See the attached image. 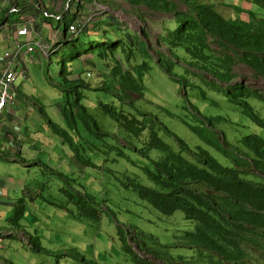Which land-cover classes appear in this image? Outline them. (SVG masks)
Segmentation results:
<instances>
[{
  "label": "rangeland",
  "instance_id": "rangeland-1",
  "mask_svg": "<svg viewBox=\"0 0 264 264\" xmlns=\"http://www.w3.org/2000/svg\"><path fill=\"white\" fill-rule=\"evenodd\" d=\"M0 1L3 2V0ZM39 1L43 9L50 12L47 18H43L44 10L41 12L38 9L34 13V7L31 5L36 6V3L28 2L30 7L27 9H30L31 12H26L23 16H31L30 18L34 19L35 27L37 28V24L40 26L39 32L51 51L47 56L42 50H37L36 55L38 54L39 62L30 65V74L26 81L22 82L20 79L16 81V86L26 95H19L17 104L20 103L21 107L31 113L36 123L40 124L41 130H45L47 127L43 117H39V112L48 114L58 122L54 113L57 104L63 105L73 95L69 90L70 85L64 81L60 73V67L64 61L68 71H72L73 75L80 76L84 82L93 87V90L81 89L84 94L81 103L87 107L100 130L106 135L103 134L101 137L91 134L79 122L77 131L69 130L66 133V137L69 139L67 143H64L60 136L55 135L60 144L56 143L51 152L42 153L38 160L43 164L42 166L25 167L19 162L13 163L2 158L3 153H0V178H22L31 189L45 188L49 194L48 199L64 205L68 199L61 191L62 188L73 191L72 186L82 192L90 193L95 197V206H100L101 219L97 222L86 219L82 214L80 216L78 209L74 210L75 213H70L69 211L74 209V206L69 207L68 210L53 206L49 207L47 211L50 218L45 222L32 223V227L28 220L30 217L31 221L30 207L26 211L27 217L22 222L24 231L28 232L22 236L25 239L19 237L18 234L21 231L13 224H11L12 230H4V232H10V235L9 233L8 235L0 234V263L134 264L132 257L124 252V244L118 232L119 228L123 229L129 239L128 243L136 253L150 264H170L173 260L175 261L173 264H181L177 258L181 256L194 257L196 250L188 248L183 238L187 233L193 231L191 227H194L195 223L186 221L181 213H176L172 217L161 215L154 207L142 201L135 191L123 186L128 177L136 179L144 185L152 186L141 167L150 166V159H158L162 154L157 150L149 152V156L145 157L138 153V150L144 147L149 138L148 128L155 129L158 128L157 124L158 126L164 125L173 135L183 141L190 151L196 152L197 148L201 147L225 166H229L230 159L222 157L210 148L183 121L203 130L204 126L196 118L197 114H200L201 118L208 119L223 117L220 121L213 120L212 128H206L205 133L212 142H219L223 139L222 134H224L229 145L228 148L234 151L242 147L240 141L244 136L259 134L264 137V130L253 124L238 107L227 100L223 93L216 88L207 86L209 83H212V86L213 83H216L225 88L228 83H218L208 74L197 76L196 73L199 75L201 72L196 69L191 72L187 65L189 58L180 52L182 62L174 67L175 72L190 83L201 86L206 97L202 98L200 89L192 92L184 91L183 80L176 82V79H172L163 72L160 66V55L157 53L162 56L170 55V49L162 43L161 37L165 33L167 34V28H173L172 16L150 11L143 5L132 6L126 0H87L90 3L83 4L80 10H78V3L73 1L70 2L71 8L69 7L66 12L65 21H70L75 14L76 16L83 15L85 19L91 17L87 32L89 37L81 36L73 43L61 45L62 39H59L55 28L63 25V22H59L55 15H60L65 11L67 0H48L47 3L43 0ZM173 1L182 10L186 9L185 3L181 0ZM29 5H24V7ZM17 16L16 13L10 14V21L16 19ZM126 33L134 35L135 41L138 40L137 37L145 40L153 55L150 60L151 69L145 73L143 79L142 95L132 91L125 92L120 87V83H113L114 64L111 61L103 62L98 59L97 54H85L91 47V41L97 42L95 46L98 49L99 37L107 35L112 39L124 38ZM211 47L217 49L215 44H212ZM116 52L123 72L136 64L135 61L128 63L125 58L127 55L122 54L120 48ZM76 55L82 56V59ZM137 60L138 63H141L143 58L139 56ZM109 63L110 66H107ZM187 69L190 70L187 72L188 75L185 74ZM233 73L236 75L233 84L241 83L246 88L264 91L263 78L255 75L248 66L242 63L236 64L233 67ZM114 78L116 81H122V78H116V76ZM70 79L77 78L71 76ZM95 87H108L110 91H96ZM23 97L26 98L19 101ZM119 97H124L123 101L126 102L123 104ZM189 103L191 107L185 110ZM251 103L263 118L264 104L255 100H251ZM101 104H109L118 110L121 108L128 115H139V120L145 122L148 126L147 129L139 137H136L106 116ZM139 113H146L145 117ZM61 126L66 129L64 122ZM158 134L166 144L177 150L174 139L166 131L162 129L158 131ZM71 144L73 145L72 149L70 148ZM37 146L41 147L38 143ZM63 148L67 158L62 153ZM119 153L129 156L130 159L117 155ZM59 156L64 161L59 159ZM57 171L64 173L67 178H60ZM248 172L251 179L261 181L255 176L251 167H247ZM10 196L14 195L10 194ZM36 214L33 213L34 216ZM7 219H1L5 226L9 225ZM29 240L32 245L41 248V251L32 249ZM256 240L263 250L256 256L257 261H252L250 264H264V240ZM137 244L147 248L141 250ZM46 250L51 254H47ZM154 254H159L160 257L157 256V259Z\"/></svg>",
  "mask_w": 264,
  "mask_h": 264
},
{
  "label": "trees",
  "instance_id": "trees-1",
  "mask_svg": "<svg viewBox=\"0 0 264 264\" xmlns=\"http://www.w3.org/2000/svg\"><path fill=\"white\" fill-rule=\"evenodd\" d=\"M69 1L71 3L76 1L78 10L83 7V4L90 3L87 0ZM126 1L132 6L143 5L150 11L172 16L173 28H167V34L161 37L162 43L170 49V55L162 56L157 53L160 55V66L163 72L165 71L164 73L172 79H177L176 82L183 80L184 91L192 92L200 89L202 98L206 97L201 86L190 83L175 72L174 67L182 62L180 53L183 54L189 58L187 65L191 72L194 69L201 72L199 75L196 73L197 76L208 74L218 83H228L225 88L216 83H213V86L212 83L206 84L223 93L227 100L238 107L253 124L264 130V117H260L251 103V100H255L264 104V91L246 88L241 83H232L236 77L233 67L240 63L251 68L255 75L261 76L264 80V0H251L255 7L254 10H244L230 5L222 6L223 10H218L215 5L195 3L191 0H181L186 5L185 10H182L173 0ZM37 2L40 3L39 0ZM27 7L30 5L22 6L21 9L24 10ZM37 8L41 9V7ZM47 14L49 15L50 12L47 11ZM66 14L63 11L56 16H61L59 22H63V25L68 28L77 18L75 14L72 22H66ZM42 15L43 18L48 16L44 12ZM3 20H8L5 14ZM88 31L89 28L84 29L72 40L62 34L60 44L73 43L81 36L88 38ZM137 38L138 40L135 41L131 33H126L124 38L114 39L103 35L99 37L98 49L95 46L97 42L91 41V47L85 54H97L98 59L103 62L111 61L114 64L112 75L122 78L119 82L112 77L113 83H120V87L125 92L132 91L142 95L143 79L145 73L151 69L150 60L153 55L145 40L141 37ZM212 44H215L217 49H213ZM118 48L121 49L122 54L127 55L125 58L128 63L136 62L126 72H123L120 60H117ZM139 56L143 58L141 63L137 60ZM76 57L82 59L80 55ZM107 66H110V63ZM190 70H185V74L188 75L187 72ZM60 73L64 81L70 85L69 90L73 95L60 106L61 117L66 129L52 121L49 123L50 128L65 143L69 141L66 133L69 130L77 131L79 122L89 133L103 137L105 132L100 130L87 107L81 103L84 97L81 89L93 90V87L84 82L80 76L68 71L64 61L60 67ZM71 76L77 79H70ZM94 89L110 91L108 87H95ZM119 98L124 104V97ZM101 107L106 116L136 137H139L148 127L144 121L139 120L137 114L128 115L121 108L118 110L109 104H101ZM188 107H191L190 103L186 105L185 110H188ZM139 114L144 116L146 113ZM199 115L197 114L196 118L203 124V130L197 126H191L186 121L183 123L219 155L229 158V166L221 164L210 152L201 147L197 148L196 152L190 151L188 146L173 135L166 126L157 124L158 128H155L157 131L152 127L148 128L149 138L144 147L138 150L143 157L149 156V152L154 150L162 154L158 159H150V166L141 167L152 186L144 185L129 177L123 186L135 191L142 201L154 207L161 215L172 217L176 213H181L186 221L195 223L194 227H191L193 231L183 238L188 248L196 250L195 256L177 258L181 264H250L252 261L256 262V256L263 250L256 239L264 240V137L259 134H248L240 141L242 147H239L237 151L230 150L224 134L219 142H212L205 133L206 128H212L213 120L220 121L223 117L208 119L201 118ZM162 129L174 139L177 150L159 137L158 131ZM70 148H73L72 144ZM117 155L124 156L123 153ZM124 157L130 159L129 156ZM247 167H251L255 176L261 181L251 179L249 172L247 173ZM57 175L62 179L67 178L64 173L58 171ZM71 188L73 191L63 188L61 191L66 195L68 202L75 204L80 216L82 214L91 221H100L101 209H99L100 206H95V197L72 186ZM119 229L124 252L132 257L134 264H150L136 253L128 243L129 239L123 229ZM29 244L32 245L30 240ZM138 247L141 250L147 248L140 245ZM32 249L41 251V248L34 245ZM46 253L51 254L48 250ZM157 256L160 257L159 254H154V257L158 259Z\"/></svg>",
  "mask_w": 264,
  "mask_h": 264
},
{
  "label": "crops",
  "instance_id": "crops-1",
  "mask_svg": "<svg viewBox=\"0 0 264 264\" xmlns=\"http://www.w3.org/2000/svg\"><path fill=\"white\" fill-rule=\"evenodd\" d=\"M45 3L49 2L48 0H43ZM96 1V0H95ZM195 3L200 4H212L215 5L218 10L221 9L222 6L230 5L234 7H240L244 10H251L255 9V7L252 5L251 0H191ZM23 0H18V3L21 4V6L28 5L23 4ZM12 4H7L5 6V10L9 11V8ZM43 8V7H42ZM39 8L34 6L33 12L37 11ZM41 12L43 9H39ZM31 12L30 9L25 8L22 11L15 12L18 14L16 19L10 21L9 15L12 13H8L7 15V23L11 24L15 21L20 20L21 18H27L31 16H23L24 13ZM56 16V15H55ZM235 16V13H234ZM57 17V16H56ZM74 18V17H73ZM73 18L71 20H73ZM75 18H83L85 17L80 14L76 16ZM61 19V18H60ZM69 22H72V21ZM75 20V19H74ZM64 27L67 31V28L65 25L59 26L56 29V32L58 33L59 39H62V34L66 37H68V34H64L63 30ZM40 26L37 24V30L39 36L41 37V40H43L42 35L39 32ZM24 40V39H21ZM12 47V38L9 34L2 32L0 35V50H8ZM38 54L35 56V62H39L37 59ZM33 64V63H31ZM26 65V64H25ZM30 66V65H28ZM30 74V68L28 71V75L26 79L28 78ZM26 79L22 80V82L26 81ZM17 91L19 92V95L26 96L19 88L16 86ZM26 97L21 98L22 101ZM60 106L61 104H57V109L54 111L55 116L58 119V122L54 121L52 117H50L48 114H43L42 112H39V117H43L45 122V126L47 129L41 130L40 124L36 123V120L33 116H31V113L26 110L25 108L21 107L20 103L17 104L16 111L13 110L12 117H9V119L6 122V125L4 129L1 132V138H0V153H3L1 156L2 158L20 164H23L25 167H30L32 165H40L43 164L41 162H38L39 157L42 155V153L45 152H51V149L53 146L58 143V139L55 137V133L50 128L49 123L50 121L55 122L56 124L63 125V119L61 117L60 113ZM41 109V108H40ZM42 111V109H41ZM59 124V125H60ZM15 126L19 127L18 132H16ZM62 127V126H61ZM43 129V128H42ZM37 143L41 145V147L37 146ZM60 143H58L59 145ZM4 145V146H3ZM63 147V145H62ZM62 153H64L65 158L67 154L64 151V148L62 149ZM59 159H62V157L59 156ZM64 161V159H62ZM99 160V158H97ZM39 163V164H38ZM0 186L4 187L6 190V196L0 201V234L4 233V235H10V232H4L5 229L12 230V226L16 225L17 229L20 228V233L18 234L19 237L25 236L28 232H25L24 225L22 222L24 221V218L27 217V209L31 207L30 215H31V221L30 217L28 218L30 225L32 223L36 222H45L50 218V215L48 214V208L55 206L56 208H62L68 210L69 207L74 206V209L70 210V213H75L77 211V207L73 202H63L64 204L55 203L47 198L49 194H47V190L45 188L42 189H31L25 184V180L22 178H0ZM10 194L14 196H10ZM39 199V202H38ZM36 209V210H34ZM33 213H37L35 216ZM11 216V217H10ZM9 217V218H8ZM2 218H8L6 221L9 223L8 226H5V224L2 223ZM18 218V219H17ZM24 238V237H22ZM25 239V238H24ZM1 240V239H0ZM28 240V238H27Z\"/></svg>",
  "mask_w": 264,
  "mask_h": 264
},
{
  "label": "built area",
  "instance_id": "built-area-1",
  "mask_svg": "<svg viewBox=\"0 0 264 264\" xmlns=\"http://www.w3.org/2000/svg\"><path fill=\"white\" fill-rule=\"evenodd\" d=\"M23 1L22 5L36 3V7L43 9L40 3L34 2V0ZM7 4H12L8 11L9 14L22 11V6L18 3V0H3L0 5V35L4 32L12 38V47L8 50H0V138L7 120L9 117H12L13 110L16 111L17 108L19 92L16 88V81L18 79H26L30 68L28 65L35 62L37 50H42L47 56H49L48 53L51 51L44 41L41 40V37L35 29L33 18H21L11 24L3 20L4 14L6 18L8 15V13H5V6ZM43 10L48 15L47 11L45 9ZM56 18L60 19L61 16H57ZM90 20L91 17L74 20L67 28L68 39L72 40L84 29L88 28ZM15 129L18 132L19 127L15 126ZM5 196L6 190L0 186V201Z\"/></svg>",
  "mask_w": 264,
  "mask_h": 264
},
{
  "label": "water",
  "instance_id": "water-1",
  "mask_svg": "<svg viewBox=\"0 0 264 264\" xmlns=\"http://www.w3.org/2000/svg\"><path fill=\"white\" fill-rule=\"evenodd\" d=\"M69 7H70V1L68 0V1H67V5H66V9H65V11H64V14H66V12H67V10L69 9ZM63 32H64L65 35L67 34V31H66L65 27H64Z\"/></svg>",
  "mask_w": 264,
  "mask_h": 264
},
{
  "label": "bare ground",
  "instance_id": "bare-ground-1",
  "mask_svg": "<svg viewBox=\"0 0 264 264\" xmlns=\"http://www.w3.org/2000/svg\"><path fill=\"white\" fill-rule=\"evenodd\" d=\"M76 38V37H75ZM163 70V69H162ZM165 72V71H164ZM177 80V79H176ZM126 102V101H125ZM147 126V125H146ZM65 143V142H64ZM208 147V146H207ZM78 156V155H77ZM125 158V157H124ZM82 163V162H81ZM1 264V263H0Z\"/></svg>",
  "mask_w": 264,
  "mask_h": 264
},
{
  "label": "clouds",
  "instance_id": "clouds-1",
  "mask_svg": "<svg viewBox=\"0 0 264 264\" xmlns=\"http://www.w3.org/2000/svg\"><path fill=\"white\" fill-rule=\"evenodd\" d=\"M49 16V15H48ZM59 20V19H58Z\"/></svg>",
  "mask_w": 264,
  "mask_h": 264
}]
</instances>
